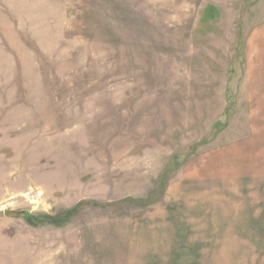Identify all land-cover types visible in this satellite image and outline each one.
I'll list each match as a JSON object with an SVG mask.
<instances>
[{"label": "rangeland", "instance_id": "1", "mask_svg": "<svg viewBox=\"0 0 264 264\" xmlns=\"http://www.w3.org/2000/svg\"><path fill=\"white\" fill-rule=\"evenodd\" d=\"M262 26L264 0H0V264H264Z\"/></svg>", "mask_w": 264, "mask_h": 264}, {"label": "crops", "instance_id": "2", "mask_svg": "<svg viewBox=\"0 0 264 264\" xmlns=\"http://www.w3.org/2000/svg\"><path fill=\"white\" fill-rule=\"evenodd\" d=\"M250 47L249 49H253L252 52L256 53V56L258 57L257 63L259 72L257 74V77L255 78H250L248 81H251L252 83H255L254 85V95L253 97H259L262 98L263 100L260 102L259 106H264V26L259 27L254 34L251 35L250 40H249ZM258 53V55H257ZM254 57V56H253ZM260 64V66H259ZM253 85V84H252ZM251 87V85H250ZM252 89V87H251ZM264 113V110L261 111Z\"/></svg>", "mask_w": 264, "mask_h": 264}, {"label": "trees", "instance_id": "3", "mask_svg": "<svg viewBox=\"0 0 264 264\" xmlns=\"http://www.w3.org/2000/svg\"><path fill=\"white\" fill-rule=\"evenodd\" d=\"M15 214H17V215H19L18 213H15ZM25 214V216L28 218V219H34V217H33V215L31 214V213H24ZM72 216V211L71 212H69V213H67L66 215H65V217H63V218H70ZM50 217H44V216H42L39 220H46L45 222H47V223H50V224H54V222H53V220L52 219H49ZM56 218H58V217H56ZM36 219V218H35Z\"/></svg>", "mask_w": 264, "mask_h": 264}]
</instances>
